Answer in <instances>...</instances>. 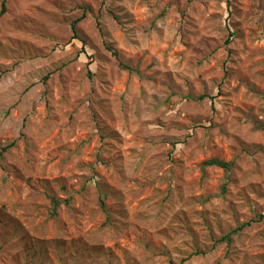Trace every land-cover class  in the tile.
Returning <instances> with one entry per match:
<instances>
[{
    "label": "rangeland",
    "instance_id": "rangeland-1",
    "mask_svg": "<svg viewBox=\"0 0 264 264\" xmlns=\"http://www.w3.org/2000/svg\"><path fill=\"white\" fill-rule=\"evenodd\" d=\"M6 9L0 264H264V0Z\"/></svg>",
    "mask_w": 264,
    "mask_h": 264
},
{
    "label": "trees",
    "instance_id": "trees-1",
    "mask_svg": "<svg viewBox=\"0 0 264 264\" xmlns=\"http://www.w3.org/2000/svg\"><path fill=\"white\" fill-rule=\"evenodd\" d=\"M7 1L8 0H4L3 3H2V8H1V12H0V16H3L5 13H6V4H7ZM82 19H79V20H76L73 24H72V30L73 32L75 33L74 34V38L73 40H78L79 39V36H78V33H76V28H77V24L79 22H81ZM230 42V40L228 41ZM109 52H111L114 56H118L117 53L111 48L109 47L108 48ZM89 57V56H88ZM92 64H94V62L90 61V65L89 66H92ZM125 69L127 70H130L128 67H124ZM91 73V71H89ZM204 98L201 97L199 100H203ZM258 128L260 130H263L264 131V125L262 124H259L258 125ZM9 149V147L5 148L3 150V153L7 152ZM3 157V155L1 154L0 155V158ZM205 166H211V167H218L220 169H223L225 172L229 173L233 167V164L232 163H226L224 161H221L219 159H212L210 161H207L205 163ZM226 192V188L224 187L223 188V194ZM50 199H51V202H52V212H51V216L52 217H56L57 214H58V211L61 207V205L63 204V201L57 199L55 196H50ZM65 204L69 205L71 200H68V201H64ZM101 207L102 209L104 210L105 209V205H104V202L102 201L101 202ZM238 231H235L234 233H237ZM222 242H227L228 244H230L231 242V237L230 236H226L224 238H222L220 241H218V244H221Z\"/></svg>",
    "mask_w": 264,
    "mask_h": 264
}]
</instances>
